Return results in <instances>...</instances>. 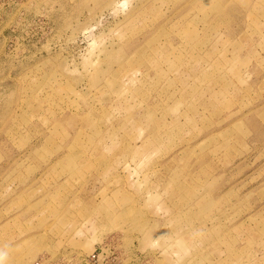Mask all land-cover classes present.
<instances>
[{"label":"rangeland","instance_id":"obj_1","mask_svg":"<svg viewBox=\"0 0 264 264\" xmlns=\"http://www.w3.org/2000/svg\"><path fill=\"white\" fill-rule=\"evenodd\" d=\"M0 264H264V0H0Z\"/></svg>","mask_w":264,"mask_h":264}]
</instances>
